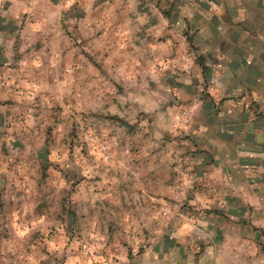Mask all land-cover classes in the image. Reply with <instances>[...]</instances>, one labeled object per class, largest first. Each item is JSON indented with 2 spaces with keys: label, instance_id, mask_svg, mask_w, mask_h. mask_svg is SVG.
Returning a JSON list of instances; mask_svg holds the SVG:
<instances>
[{
  "label": "rangeland",
  "instance_id": "1",
  "mask_svg": "<svg viewBox=\"0 0 264 264\" xmlns=\"http://www.w3.org/2000/svg\"><path fill=\"white\" fill-rule=\"evenodd\" d=\"M139 1L134 10H110L106 2L101 24L88 22L80 34L75 24L64 41L45 46L53 55L26 60L35 67L17 108L23 112L0 126V264H97L114 245L124 247L144 234L126 233L125 223L142 227L148 211L163 219L174 208L173 200L148 204L143 182L160 173L149 168V157L167 155L166 189L180 191L184 157L173 150L147 153L148 130L141 120L148 114L159 120L172 108L168 100L161 107L150 103L159 91L146 88L148 79L165 77L158 74L162 63L156 54L165 52L175 65L180 30L165 0H145L150 6L144 7ZM183 33L189 35L188 27ZM20 37L25 50H43L32 36ZM132 57L144 60L153 74H128ZM174 106L173 127L180 129L190 111ZM156 120L155 134L161 127Z\"/></svg>",
  "mask_w": 264,
  "mask_h": 264
},
{
  "label": "crops",
  "instance_id": "2",
  "mask_svg": "<svg viewBox=\"0 0 264 264\" xmlns=\"http://www.w3.org/2000/svg\"><path fill=\"white\" fill-rule=\"evenodd\" d=\"M106 2L110 10H134L141 4L139 0H0V126L23 112L17 108L35 67L26 60L53 55L45 46L64 41L75 24L79 34L88 22L101 24ZM146 4L150 6L144 0L142 6ZM162 4L167 11L171 6L169 18L179 26L180 48L174 51L172 67L165 52L155 55L162 63L158 74L165 77L155 76L156 83L148 79L150 94L159 91V99L151 95L149 102L161 107L168 100L172 108L163 112L164 117L159 114V120L152 114L143 117L148 130L144 148L147 153H180L186 174L180 191H170L166 189L169 157H149V168L160 173L143 182L148 189L142 198L148 204L173 200L174 208L163 219L148 211L142 227L125 223L126 233L144 234L124 247L114 245L117 249L97 264H264V0ZM28 34L43 50L24 49L20 36L29 39ZM13 42L18 44L15 51ZM13 57L19 60L9 65ZM143 63L132 57L125 71L152 75ZM173 103L190 111L187 125L180 129L173 127ZM154 120L161 126L156 134L151 133L156 129ZM142 239L147 241L136 252Z\"/></svg>",
  "mask_w": 264,
  "mask_h": 264
}]
</instances>
